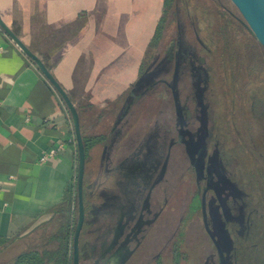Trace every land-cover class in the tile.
<instances>
[{"label": "rangeland", "instance_id": "374dc122", "mask_svg": "<svg viewBox=\"0 0 264 264\" xmlns=\"http://www.w3.org/2000/svg\"><path fill=\"white\" fill-rule=\"evenodd\" d=\"M72 1L2 0L0 5L7 21L34 46L45 20L60 15L49 16L48 5L52 3L85 11L80 21L86 24L93 20L100 27L91 33L97 41L96 50L86 54L87 61H80L77 70L85 92L84 99L79 97L84 134L103 135L87 160L84 190L88 206L100 192L111 195L114 185H107L114 180L113 172L121 171L112 162L108 166L109 154L103 153L104 149L110 152L112 147L106 146V141L119 129L115 134H120L122 148L132 143L121 162L127 176L140 164L133 154L147 151L148 146L158 165L151 181L160 180L157 196L166 201L157 222L160 230L150 239L149 256L164 252L165 264H175V247L182 253L188 251L190 261L197 255L209 258L212 244L196 252L202 238L201 217L196 212L190 215L189 206L205 181L197 180L189 141L177 140L176 129L183 128L185 138L199 134L197 151L203 150L199 154L204 165L210 155L224 175L231 170L240 184L242 181L252 203L261 205L263 217L259 216L257 237L263 249L264 46L249 31L237 6L232 0H173L170 6L166 0ZM164 17L163 35L155 42ZM177 57L184 66L179 77L175 75ZM196 82L200 88L197 97ZM201 99L205 107L198 102ZM180 111L184 117L178 116ZM209 131L211 141L207 139ZM131 135L137 138L132 141ZM162 136L168 138L163 141ZM215 142H219L218 149L213 148ZM149 162L145 160L143 165ZM77 181L78 172L73 183L76 187ZM77 217L78 197L74 208ZM182 218L187 222H181Z\"/></svg>", "mask_w": 264, "mask_h": 264}, {"label": "crops", "instance_id": "0c3cea01", "mask_svg": "<svg viewBox=\"0 0 264 264\" xmlns=\"http://www.w3.org/2000/svg\"><path fill=\"white\" fill-rule=\"evenodd\" d=\"M57 4L47 6L49 16L60 15L45 20L35 46L7 21L1 5L0 13L28 46L46 56L50 70L80 110L79 97L84 99L85 92L77 70L80 61H87L86 54L96 50L97 41L91 33L100 27L93 20L82 23L79 9L67 10L69 6ZM56 8H61L60 12ZM76 19L79 22L74 23ZM76 27L81 29L71 31ZM81 127L84 136H103L84 134L82 118ZM60 145L56 158L40 162L42 154ZM77 172V141L67 105L0 26V264L46 246L52 236L70 230L75 207L74 203L68 207L67 200Z\"/></svg>", "mask_w": 264, "mask_h": 264}, {"label": "flooded vegetation", "instance_id": "af4514ba", "mask_svg": "<svg viewBox=\"0 0 264 264\" xmlns=\"http://www.w3.org/2000/svg\"><path fill=\"white\" fill-rule=\"evenodd\" d=\"M178 55L177 53L175 56ZM175 60V75L179 77L184 66L178 61V57ZM198 86L197 82L194 83L196 97L200 89ZM202 100L198 102L205 107ZM196 110H199V107ZM178 116H183L181 111ZM182 129H176L177 140L189 141L193 170L198 181H205L202 188L198 187L200 191L196 192L197 197L193 198L189 206L190 215L196 212L198 217H201L199 228L202 238L197 242L199 247L196 252H203L210 244L213 251L209 253V258L208 255L205 259L197 255L195 261H190L191 255L188 251L182 253L174 247L175 264H183V261L185 264H264V247L261 248L262 243L257 237L259 216L263 217L261 205L252 203L251 194L242 181L240 184V179H236L231 170H227L229 175H224V172L213 164L210 155L207 156V165H204L202 155L199 154L203 150L197 151L201 146L199 134H193L190 139L185 138L187 133ZM118 130L116 129L117 132ZM116 131L106 141V146L110 144L112 147L110 152L104 149L103 153L109 154L106 157L110 160L108 166L114 163L121 171L113 172L114 180L111 185L114 187L110 188L111 195L107 197L105 192H100L89 206L88 212L91 216L86 218L80 237V264H151V261L165 264L164 252L149 256V244L153 242L150 243V239L160 230V224L157 222L163 214L166 201L163 197L159 200L160 197L157 196L160 180L153 183L151 181L158 165L151 159L148 146L147 151L133 154L132 157L140 159V164L127 176L125 165L121 162L127 158L125 152L128 146L131 149L132 143L128 142L122 148V144H119L121 136L115 134ZM207 133V139L211 141L212 134L210 131ZM132 137L131 135L130 138ZM136 138L133 137L132 141ZM167 138L162 136L163 141ZM173 141L171 138L170 143L173 144ZM217 143L219 142H215L214 149H218ZM148 159L150 162L144 166L143 161ZM103 160L105 161V158ZM181 222L187 220L182 218ZM88 223L91 227L86 228ZM183 223H180L181 228ZM180 255L184 260L180 261Z\"/></svg>", "mask_w": 264, "mask_h": 264}, {"label": "water", "instance_id": "95a60500", "mask_svg": "<svg viewBox=\"0 0 264 264\" xmlns=\"http://www.w3.org/2000/svg\"><path fill=\"white\" fill-rule=\"evenodd\" d=\"M237 6L245 24L256 40L264 46V0H232ZM0 26L21 48V50L38 66L43 75L50 81L53 87L62 97L67 105L74 124L75 136L78 148V217L73 236V264H80V237L83 230L87 210L85 203V175L87 166V150L84 142V135L81 127V116L77 104L72 100L70 94L57 80L53 72L45 64L42 57L31 50V48L12 30L5 22L0 13Z\"/></svg>", "mask_w": 264, "mask_h": 264}, {"label": "trees", "instance_id": "16d2710c", "mask_svg": "<svg viewBox=\"0 0 264 264\" xmlns=\"http://www.w3.org/2000/svg\"><path fill=\"white\" fill-rule=\"evenodd\" d=\"M172 1L173 0H166V6H170ZM79 19H76L74 23L79 22ZM164 20H165V17L163 21L161 22V24L157 27V32L154 38L155 42H157L163 35ZM74 26H78V25L74 24ZM77 29H81V27H76L75 30H71V31L75 32ZM29 47L34 52H37L33 46L29 45ZM42 59L44 60L45 64L49 67L47 60H46V56H44V54H43ZM101 137L102 136H95V135L94 136L93 135L84 136V142H85V146L87 150V157H88V152L90 151V149L100 142ZM73 183L69 190V197L67 200L68 201L67 204H69L68 207L69 206L71 207L73 203H74V207L77 204V197H76L77 187H76V184H73ZM85 203H86V200H85ZM63 206H66V205H63ZM86 210L88 213L89 206L87 203H86ZM76 220L77 218L73 217V220L71 221V224H70L71 228L70 230H68L67 233L65 232H64L65 234L61 232H59V234L57 233V235H54L50 238V242H48V245L40 246L42 248L39 247V249H32L27 252H24L18 255L16 258L12 259L11 262H9L8 264H73V236H74V231H75V226H76Z\"/></svg>", "mask_w": 264, "mask_h": 264}, {"label": "built area", "instance_id": "2783aa9c", "mask_svg": "<svg viewBox=\"0 0 264 264\" xmlns=\"http://www.w3.org/2000/svg\"><path fill=\"white\" fill-rule=\"evenodd\" d=\"M61 151V145L49 149L46 153L42 154L39 158L40 162L46 163L52 158H56Z\"/></svg>", "mask_w": 264, "mask_h": 264}]
</instances>
